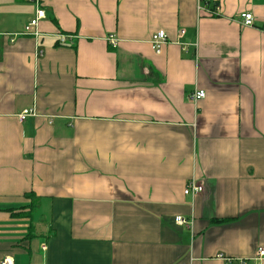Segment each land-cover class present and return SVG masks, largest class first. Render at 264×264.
Returning a JSON list of instances; mask_svg holds the SVG:
<instances>
[{
    "label": "crops",
    "instance_id": "0c3cea01",
    "mask_svg": "<svg viewBox=\"0 0 264 264\" xmlns=\"http://www.w3.org/2000/svg\"><path fill=\"white\" fill-rule=\"evenodd\" d=\"M38 3L46 17L36 37L22 32L37 2L0 0V264L255 256L264 247V0ZM244 12L254 25L241 24ZM160 30L168 40L157 53ZM197 89L206 97L190 100ZM193 178L205 186L196 197L185 193ZM29 192L37 206L15 211L27 215L4 210L30 203Z\"/></svg>",
    "mask_w": 264,
    "mask_h": 264
},
{
    "label": "built area",
    "instance_id": "2783aa9c",
    "mask_svg": "<svg viewBox=\"0 0 264 264\" xmlns=\"http://www.w3.org/2000/svg\"><path fill=\"white\" fill-rule=\"evenodd\" d=\"M37 2V8L35 17L25 26L24 32L22 34H30L34 35L36 37H39L40 31L38 29V25L41 19L46 17V12L42 6L39 5V0H31ZM219 11V6H217L215 9L212 10L213 13H217ZM240 22L242 25L245 26H252L255 24V16L252 12H244L241 15ZM261 29L264 31V26L261 27ZM186 33V29H181L180 36H184ZM19 34H15L11 36V42H14ZM66 36L61 35V41L65 42ZM111 42L116 45L117 39L114 36H111L110 38ZM168 37L164 30H160L158 32H155L152 36V44L155 48L157 53H160L162 51L163 45L167 42ZM195 45V44H194ZM206 97V91L203 89H197L194 92L189 94L190 100L198 101L200 99H204ZM37 114V110L34 107L32 108H26L22 112L18 114V118L21 121H24L28 117L35 116ZM205 190V186L203 183L199 182L197 179L193 178L188 181L185 193L186 195H191L192 197H196L197 195L203 193ZM176 222L179 225L186 226L187 228H192L194 224V218L193 217H187L185 215H178L176 216ZM44 249H46V246L44 245ZM218 258L224 259L227 261H233L234 259L226 257L224 254H218ZM262 260H264V247H259L257 250V253L252 258H239L237 259L238 264H259ZM236 261V260H235ZM1 264H13L11 257H6L4 260L1 261ZM182 264H188L187 262Z\"/></svg>",
    "mask_w": 264,
    "mask_h": 264
},
{
    "label": "trees",
    "instance_id": "16d2710c",
    "mask_svg": "<svg viewBox=\"0 0 264 264\" xmlns=\"http://www.w3.org/2000/svg\"><path fill=\"white\" fill-rule=\"evenodd\" d=\"M207 4H209V3H207ZM218 6V3H215V4H213V6H212V9H215L216 7ZM33 193L32 192H29V193H26V197L27 198H30V199H32L33 198ZM37 206V201L36 200H31V202L30 203H26V204H23V205H20V206H18V207H8V208H6V209H4L5 211H9L10 213H12V215L14 216V215H18V216H21V215H27L30 211H32L35 207ZM23 209H30L29 210V212L27 213V212H25V213H23V212H16L15 213V211H17V210H23ZM213 221L214 222H216V223H221V222H225L226 220H224V219H217V218H214L213 219Z\"/></svg>",
    "mask_w": 264,
    "mask_h": 264
}]
</instances>
